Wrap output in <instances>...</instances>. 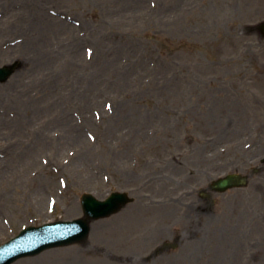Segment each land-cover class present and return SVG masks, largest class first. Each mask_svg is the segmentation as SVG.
<instances>
[{
    "label": "rangeland",
    "instance_id": "1",
    "mask_svg": "<svg viewBox=\"0 0 264 264\" xmlns=\"http://www.w3.org/2000/svg\"><path fill=\"white\" fill-rule=\"evenodd\" d=\"M261 21L264 0H0V65L19 62L0 83V243L81 215L82 192L131 197L86 242L12 264H244L264 235V162L244 149L264 122ZM229 172L247 186L200 197Z\"/></svg>",
    "mask_w": 264,
    "mask_h": 264
},
{
    "label": "water",
    "instance_id": "2",
    "mask_svg": "<svg viewBox=\"0 0 264 264\" xmlns=\"http://www.w3.org/2000/svg\"><path fill=\"white\" fill-rule=\"evenodd\" d=\"M9 72H11V68H8V67L5 69V72H1V70H0V74L1 75L5 74V76L8 75ZM235 181H237L236 178L235 177H233V178L231 177V178H227V179L221 180L219 182H216L215 186H216L217 189H225V188H227L229 186L234 185L233 183ZM15 241L18 243L19 246H21V244H23L25 241H27V238L22 235L20 238L16 239ZM12 259H13V257H12Z\"/></svg>",
    "mask_w": 264,
    "mask_h": 264
},
{
    "label": "bare ground",
    "instance_id": "3",
    "mask_svg": "<svg viewBox=\"0 0 264 264\" xmlns=\"http://www.w3.org/2000/svg\"><path fill=\"white\" fill-rule=\"evenodd\" d=\"M26 109H27V108L24 109V115H25V116H27V115L29 114V112L32 110V109H31V110H29V109L26 110ZM26 113H27V115H26ZM34 113H35V110L33 109V115H34ZM38 138H39V137H38ZM70 142L73 143V142H75V141H71V139H70ZM130 214H132V213H131V212H127V215H130ZM127 215H126V216H127ZM260 250H262L263 252H262V254H260L258 257H260V259L263 260V259H264V244L262 245V247L260 248ZM77 255H78V254H77Z\"/></svg>",
    "mask_w": 264,
    "mask_h": 264
}]
</instances>
